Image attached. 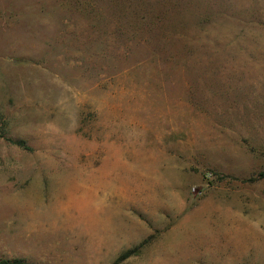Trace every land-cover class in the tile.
I'll return each mask as SVG.
<instances>
[{
  "label": "rangeland",
  "instance_id": "obj_1",
  "mask_svg": "<svg viewBox=\"0 0 264 264\" xmlns=\"http://www.w3.org/2000/svg\"><path fill=\"white\" fill-rule=\"evenodd\" d=\"M176 1L0 0V261L264 264V0Z\"/></svg>",
  "mask_w": 264,
  "mask_h": 264
},
{
  "label": "trees",
  "instance_id": "obj_2",
  "mask_svg": "<svg viewBox=\"0 0 264 264\" xmlns=\"http://www.w3.org/2000/svg\"><path fill=\"white\" fill-rule=\"evenodd\" d=\"M149 1H153L152 3H155L153 5H151V8H143L141 5H139L138 3L136 4V8H137V11H135L134 14L136 15H140L141 18H142V21L145 22V28H149L151 25L154 24V21L151 17H155L156 19L160 18L161 14L162 13H165V10L162 9V7H159L157 5H161V3L165 2V0H149ZM171 9H168L166 10V13H169ZM173 10H179V11H175V12H180L182 14V10H183V3L179 0L176 1V4L174 5L173 7ZM160 14V15H158ZM165 25V24H164ZM165 26H168V25H165ZM8 141H10L11 143L21 147V148H24V149H27L29 150V148L26 146L25 142L23 141H14L12 139H8ZM132 254H134V251H130L128 253H126L123 257L124 258H128L130 257ZM0 264H26L24 263L23 261L21 260H2L0 261Z\"/></svg>",
  "mask_w": 264,
  "mask_h": 264
}]
</instances>
